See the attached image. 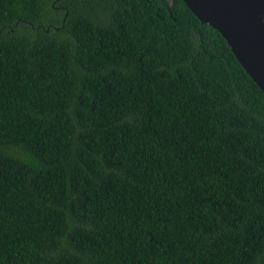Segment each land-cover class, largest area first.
I'll list each match as a JSON object with an SVG mask.
<instances>
[{"label": "trees", "instance_id": "obj_1", "mask_svg": "<svg viewBox=\"0 0 264 264\" xmlns=\"http://www.w3.org/2000/svg\"><path fill=\"white\" fill-rule=\"evenodd\" d=\"M0 264H264V91L184 0H0Z\"/></svg>", "mask_w": 264, "mask_h": 264}, {"label": "water", "instance_id": "obj_2", "mask_svg": "<svg viewBox=\"0 0 264 264\" xmlns=\"http://www.w3.org/2000/svg\"><path fill=\"white\" fill-rule=\"evenodd\" d=\"M202 21L217 29L264 91V0H184Z\"/></svg>", "mask_w": 264, "mask_h": 264}]
</instances>
